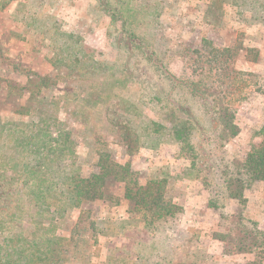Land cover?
I'll return each instance as SVG.
<instances>
[{"label":"trees","instance_id":"1","mask_svg":"<svg viewBox=\"0 0 264 264\" xmlns=\"http://www.w3.org/2000/svg\"><path fill=\"white\" fill-rule=\"evenodd\" d=\"M93 1L110 21L109 45L124 56L121 63L96 60L92 50L62 31L47 0H0V10L14 6L25 28L18 41L43 46L51 68L40 75L27 71L24 86L10 79L0 86V264H157L156 254L134 252L129 259L124 248L117 258L107 254L92 263L95 235L106 236L109 220L96 221L83 206L95 201L111 206L108 189L119 184L122 200L132 206L128 214L146 230L175 219L182 208L169 197V167L140 183L126 160L138 152L154 154L166 144L178 146L186 161L178 180L197 181L210 192L207 208L216 213L219 227L212 240L225 255L264 264V231L246 215L247 192L262 185L264 193V121L254 134V151L243 161L226 157V146L241 132L233 108L246 94L256 93L264 102V71L218 73L213 80L198 73L200 78L185 82L172 74L165 54L148 39L154 25H161L162 0H145L147 20L124 0ZM225 6L244 8L223 0L203 12L205 23L220 25ZM209 10L219 13L214 21L207 19ZM248 15L243 25L264 26V17ZM247 52L259 61L257 49ZM68 96L80 109H115L106 117L72 120L63 112ZM70 125L100 126L106 133L86 135ZM108 133L124 147L123 155L111 150ZM138 244L148 245L141 239Z\"/></svg>","mask_w":264,"mask_h":264},{"label":"rangeland","instance_id":"2","mask_svg":"<svg viewBox=\"0 0 264 264\" xmlns=\"http://www.w3.org/2000/svg\"><path fill=\"white\" fill-rule=\"evenodd\" d=\"M47 1L51 3L49 7L62 31L74 35L80 44L92 50L96 60L123 62L124 56L109 45L112 31L110 21L100 13L93 0ZM222 1L162 0L159 7L161 25H154L150 30L152 34L148 33V39H153L161 56L165 54L172 74L185 82L200 78L196 77L198 73L213 80L218 73L224 75L231 71H264V26L248 28L243 25L250 19L249 13L264 17V2L228 0L243 3V10L225 6L220 25L206 24L203 12L207 7L213 8L216 4L220 6ZM124 4L128 9L142 13L141 20H147L144 16L147 5L145 0H124ZM208 13L211 14L207 15L209 21H214L219 16L218 12L212 10ZM23 29L25 28L18 23L14 13V6L0 10V69H3L0 72V86H5L7 79L24 86L29 73L27 71L39 75L51 71L46 61V57L50 55L43 46L34 47L18 41ZM26 35L29 36L28 33ZM250 48L259 52L260 59L257 63L253 61V54L247 52ZM38 49L40 52L36 53L35 50ZM225 49H230L231 53L222 52ZM5 58L8 61H4ZM70 98L75 99L65 97L63 112L64 117H72V120L106 117L115 109L114 106L106 109L108 105L99 111H89L85 107L80 109ZM9 103L4 107L7 110L12 105L11 101ZM233 110L241 132L226 146V157L229 161H243L258 144L254 134L264 121V102L256 93L246 94L237 100ZM74 129L86 130V135L94 132L105 135L100 126L94 129ZM112 134L107 135L111 150L123 155L124 147L114 144ZM79 152L85 153L84 148H79ZM183 159L178 146L173 144L161 145L154 154L138 152L126 157L132 169L137 172L140 183H144L157 170L169 167V197L172 203L182 208L173 220L161 222L155 228L146 230L136 215L128 214L132 206L122 200V188L119 184L108 189V194L114 197L111 206L102 201L83 206L85 211L94 213L93 219L96 221L103 223V220H109L104 231L106 236L95 235L97 244L92 248V263L94 260L101 261L107 254L117 258V252L124 248L129 259L134 258V252L156 254L157 264H246L250 257L225 255L221 244L212 240V233L219 227L216 213L207 208L210 192L197 181L178 180L177 176L182 173L186 163ZM84 171L85 175L87 171ZM261 190L262 185H254L247 192L249 202L246 215L258 222L260 229L264 231V193ZM73 215L76 220L78 211L73 212ZM139 239L148 245L141 248Z\"/></svg>","mask_w":264,"mask_h":264}]
</instances>
